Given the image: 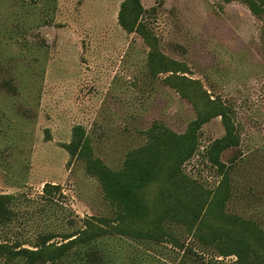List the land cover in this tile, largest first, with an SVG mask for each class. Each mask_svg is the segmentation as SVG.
<instances>
[{
	"label": "rangeland",
	"instance_id": "rangeland-1",
	"mask_svg": "<svg viewBox=\"0 0 264 264\" xmlns=\"http://www.w3.org/2000/svg\"><path fill=\"white\" fill-rule=\"evenodd\" d=\"M123 1L0 0V195L13 196L0 241L29 248L51 234L50 243L59 245L86 219L114 217L99 183L64 149L73 127L81 126L94 157L117 171L127 152L145 145L144 132L154 124L183 134L207 97L228 109L238 138L220 155L230 185L224 210L264 232V11L257 18L240 1L140 0L143 38L119 26ZM156 51L185 73L151 71L148 54ZM224 134L220 117L211 118L197 132L195 155L182 165L216 197L225 171L211 166L205 151ZM160 186L141 192L149 220ZM208 211L203 239L212 237L208 226L233 230L257 256L244 262L264 264L263 247ZM164 230L170 238L157 244L110 238L100 246L110 264H238L214 245L200 247L182 225Z\"/></svg>",
	"mask_w": 264,
	"mask_h": 264
},
{
	"label": "trees",
	"instance_id": "trees-1",
	"mask_svg": "<svg viewBox=\"0 0 264 264\" xmlns=\"http://www.w3.org/2000/svg\"><path fill=\"white\" fill-rule=\"evenodd\" d=\"M224 1H240L257 18L264 11L263 0ZM142 12L140 0H124L118 12L119 26L126 33H138L147 38L146 29L138 23ZM46 20L44 23L48 22ZM179 66L157 51L148 54V67L151 71L185 73ZM180 93L191 102L187 94ZM228 115V109L220 101L209 100L207 97L205 106L197 110L195 119L187 125L183 134H176L154 124L144 132L145 145L127 152L121 168L117 171H112L94 157L84 129L81 126L73 127L70 142L64 149L71 159L81 160L86 174L99 183L104 199L115 208L114 217L86 219L83 221V228L65 234L64 242L59 245L50 243L54 238L51 234L39 235L29 248L17 241H0V264H110L113 263L112 257L100 246L104 239L123 238L145 245L157 244L163 238H170L164 230L166 225H182L200 247L214 245L219 256L234 255L237 256L238 264H246L244 261L254 251L233 230L208 226L212 233L209 241L203 239L199 233L201 225L204 226L202 213L210 206L208 212L214 219L232 228L244 230L258 246L264 248V232L256 223L224 210L230 198V185L227 167L220 162V155L224 150L238 145V138ZM214 117H220L225 134L212 141L205 151V159L220 173L225 171L219 185L222 192L217 197L213 192L204 190L182 171V165L198 149L197 132ZM154 183L161 186L156 214L149 220L151 210L143 202L141 192ZM12 200L13 196L0 195V225H5L11 218ZM133 223H147L149 226L145 230L132 229L129 226ZM175 246H179L178 243ZM254 255L256 254L251 256L255 259L257 256Z\"/></svg>",
	"mask_w": 264,
	"mask_h": 264
}]
</instances>
